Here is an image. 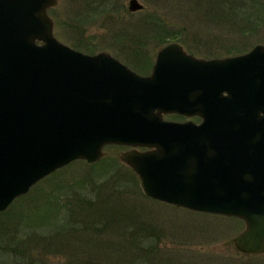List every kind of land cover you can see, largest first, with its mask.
Listing matches in <instances>:
<instances>
[{"label":"water","instance_id":"water-1","mask_svg":"<svg viewBox=\"0 0 264 264\" xmlns=\"http://www.w3.org/2000/svg\"><path fill=\"white\" fill-rule=\"evenodd\" d=\"M57 2L0 0V212L69 163L127 145L118 156L144 196L243 217L236 244L264 251V125L255 115L264 112V44L206 59L166 41L141 75L109 52L58 40L47 13ZM143 8L127 2L130 12ZM190 106L200 123L148 112Z\"/></svg>","mask_w":264,"mask_h":264},{"label":"rangeland","instance_id":"rangeland-1","mask_svg":"<svg viewBox=\"0 0 264 264\" xmlns=\"http://www.w3.org/2000/svg\"><path fill=\"white\" fill-rule=\"evenodd\" d=\"M138 1L144 8L130 12L128 0H58L47 13L53 20L54 35L64 44L88 54L109 52L140 73L149 71L158 48L166 42L154 39L153 31H145L141 22L147 17L152 24L161 23L170 32H177L183 40L167 41L180 42L186 52L200 58L236 55L247 52L256 43L264 44V9H258L256 0H243V12L252 16L251 24L256 25L244 32L232 25L235 19H228V12L226 21L214 27L206 24L211 30H200L194 23L202 12L196 13L199 10L194 0ZM257 1L264 5V0ZM93 4H99V9H92ZM236 14L240 19L241 14ZM131 23L136 27L127 29ZM236 23L240 26L241 21ZM122 149L105 146L103 156L94 166L83 160L71 162L39 180L37 187L33 185L1 211L0 246H7L3 250L8 254L0 256V264H244L220 259L215 251L213 236L231 235L225 231L228 225L222 219L145 197L136 174L119 159ZM130 172L136 177L138 189L131 184ZM62 181L70 186L67 197H60L47 210L40 206L41 199L32 208L38 191H48ZM88 193L95 204V199H101L104 209L110 202L108 207L115 220L114 224L100 227V233L87 230L93 239L90 242L83 240L85 233H79L83 228L74 229L80 226L71 221L93 216L97 205L77 206L71 214L68 211L72 208L59 205L61 200L63 204L73 201L74 194L82 197ZM28 225L32 230H28ZM213 228L221 233L214 230L215 234ZM246 264H264V259L249 260Z\"/></svg>","mask_w":264,"mask_h":264},{"label":"trees","instance_id":"trees-1","mask_svg":"<svg viewBox=\"0 0 264 264\" xmlns=\"http://www.w3.org/2000/svg\"><path fill=\"white\" fill-rule=\"evenodd\" d=\"M87 3H88V1H87ZM194 3L196 4V6L199 10V12H196V13L202 12L201 17H200V15L198 17H196L197 19L195 21L197 23H194V25L200 27V30H203V29L211 30V28L209 26H206V24H211L214 27V26H218L221 22L226 21L227 20L226 19V15H227L226 12H228V19H230V18H233V20L235 19V21H234L235 23H232V25L234 27H236V29H238V31L244 32L245 29L247 30V29H252L253 27H256L255 24H253V23L251 24L253 17L251 16V18H252V20H251L250 16H248L245 12H243L244 11L243 0H194ZM257 3L260 6L258 9H261V10H262V8L264 9V5L262 6L261 2H258L256 0V4ZM99 6H100L99 4H96V5L93 4L92 9H99ZM255 9H257V8L254 7V10ZM236 13L241 14L240 17L242 19L241 18L238 19V14H236ZM201 18L204 19V22L201 21ZM151 20H152L151 18L147 17V18L142 20L141 25H142V23L145 24V27H144L145 31H149V30L153 31L154 39H157V41H161V42H164L167 40H181L183 42V40L181 39V35L178 36L177 32H175V33L170 32L169 28H166V26L162 25L161 23L158 25L152 24ZM238 20L241 21L240 26L236 25L237 24L236 22ZM126 27H127V29H132L136 26L133 27V24L131 23L129 26H126ZM123 36L127 37L128 34H123ZM94 165H96V163H94L90 166H94ZM120 169H122V168H120ZM130 174L131 175H129V176L131 177V180L133 182L131 184H133V187H136L138 189L136 177L134 176L133 173L130 172ZM117 177H118V175H117ZM38 185L39 184H37L36 186L34 185L33 187L35 188ZM111 185L113 186V184H111ZM69 188H70V186H67V184H65V182L62 181L60 183H57L53 188H51L48 191L42 190L40 193L38 191V194H36V196L33 198L32 208L35 209L36 205H37V200L41 199L42 202H41L40 206L46 209L47 206H50L53 202L58 201V199L60 197H62V198L67 197V195L69 193L67 191V189H69ZM110 190L113 191L112 189H110ZM81 196L82 197L74 194L73 201H66L67 203L63 204V203H61L63 200H61V201H59V205H62V207H64V208H72L71 210L68 211L70 214L72 213V210H74L77 206L79 208H81L84 206L96 207V205H97L98 210L92 212L93 216H91V215L89 217L80 216V218L77 217V218H74L73 221H71L73 224L75 223L76 225L80 226V228H77L75 226L74 229L81 230V227L83 228V231H80L79 233H81V234H82V232L85 233V234H82V235H84L83 240L87 239L90 242L93 239L90 238V236H91L90 233L87 234V230L90 231L91 233H93V232L100 233V231H97V230H99L100 227H103L104 225L107 226L110 223L114 224L115 220L113 219V216L111 213L112 209H110V207H108L109 204H111L110 202H108L106 205H104V206H106V208L104 209V208H102L103 207V201L101 199H95L96 203H97V204H95L92 199L88 198L91 196L89 193H88V195L83 194ZM83 196H85V197H83ZM56 204H58V203H56ZM74 204H76V205L74 206ZM70 220H71V217H70ZM88 225H91V227L85 228ZM28 230H32L30 225H28ZM76 233H78V232H76ZM79 238H81V237L79 236ZM133 239H135V236H132V240ZM47 241H48V246H49L50 245L49 240H47ZM42 243H44V242H42ZM80 245H81L80 247H82V244H80ZM43 247H44V245H43ZM5 248L7 249V246H5V245L0 246V256L4 257L6 254H8L6 250H3ZM84 250L87 251L88 249H84ZM9 252L12 253L15 251L9 250Z\"/></svg>","mask_w":264,"mask_h":264},{"label":"flooded vegetation","instance_id":"flooded-vegetation-1","mask_svg":"<svg viewBox=\"0 0 264 264\" xmlns=\"http://www.w3.org/2000/svg\"><path fill=\"white\" fill-rule=\"evenodd\" d=\"M190 53V52H187ZM192 54V53H190ZM194 55V54H193ZM210 57L206 58L209 59ZM214 58V57H211ZM154 65V62L151 64L150 69L146 73H140L141 75H149L151 73L152 67ZM137 72V71H136ZM182 79H184V71H182ZM194 86H192L193 88ZM180 89V96L184 97L185 93V87L182 85V87H179ZM224 94H226L224 92ZM191 99L195 100L196 98V90L193 89L190 92ZM197 109L193 107H189L188 109H178L176 110H149L148 112H163L162 118L167 121H174V122H185V121H191L193 123H200L203 120L202 115H200L199 112L196 111ZM217 113V112H215ZM222 113V112H220ZM255 115L257 117V121H259L260 125H264V112H255ZM108 146V145H105ZM104 146V147H105ZM110 146H116V147H122L123 151L131 149V146L126 145H110ZM103 147V149H104ZM138 150H145L144 147H137ZM204 213V212H203ZM212 215L213 217H216V219L220 220L222 219L228 226L226 227L225 231L230 232L231 235L227 237H219L218 235L213 236L212 241L214 243L215 251L219 255L220 259L225 260H235L240 263L246 264L249 260L264 259V251L262 252H246L243 251L242 247L240 245L236 244V241H238L237 236L241 234L247 227V221L240 216L237 215H226L221 213H208ZM216 232H220L219 230H216L213 228ZM216 232H214L216 234ZM241 241V240H240Z\"/></svg>","mask_w":264,"mask_h":264}]
</instances>
